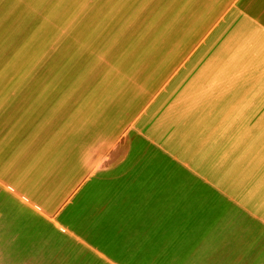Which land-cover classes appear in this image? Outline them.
<instances>
[{"label":"crops","instance_id":"crops-1","mask_svg":"<svg viewBox=\"0 0 264 264\" xmlns=\"http://www.w3.org/2000/svg\"><path fill=\"white\" fill-rule=\"evenodd\" d=\"M222 11L210 27H227L217 40L227 37L226 48L179 66L110 163L94 157L75 179L64 151L46 161L17 147L7 161L18 172L0 162V227L25 217L2 239L0 264H28L29 253L44 264H259L264 0ZM19 232L27 238L17 247Z\"/></svg>","mask_w":264,"mask_h":264},{"label":"rangeland","instance_id":"rangeland-1","mask_svg":"<svg viewBox=\"0 0 264 264\" xmlns=\"http://www.w3.org/2000/svg\"><path fill=\"white\" fill-rule=\"evenodd\" d=\"M47 1L14 0L0 17V60H3L0 67V162L6 164L10 163L7 160L14 161L13 155L18 147L33 150L44 156L46 161L52 159L51 155L57 156L64 151L63 156L75 179L84 174L91 163L93 165L94 157L103 156L97 167L107 165L117 155L116 148L127 143L128 131L136 128L149 105L161 95L164 97V86L172 80L179 66L186 64L197 50L227 46V37L224 41H217L219 37L227 35V27L210 25L231 0H85L72 18L58 28L54 41L34 59L32 66L25 67L20 80L10 83L12 75L7 76L6 69L11 61L10 55L16 51H7L9 43L19 36L28 20L35 18ZM61 1L64 0H57L51 9L57 10ZM20 3L24 5L20 8L19 16L34 15L27 20L21 17L20 23L14 22L13 17L11 21L16 28L10 32L8 29L6 33L9 36H6L5 23ZM86 4L89 5L87 13L96 7L99 12L93 16L98 21L87 18L88 44L83 42L78 46V51L69 57L60 70L44 69L47 63L51 65L49 61L55 56H51V52L58 45V38L67 33L68 27ZM140 25L149 29L139 39L142 41L150 31L151 41H147L146 47L139 52L137 49L142 43H137L132 50L119 54L115 64L112 63L110 55L115 56L119 49V29L123 27L126 38L133 28L138 30ZM113 26L118 29L113 35H108V42L111 40V43L107 44L105 36L102 37L103 41L101 39L102 31L104 27ZM99 28L98 41L101 44H96L95 52L89 51L87 47L91 45V40H96ZM90 54H93V65L88 63ZM62 58L57 55L53 63ZM191 59L187 65H196L194 58ZM84 61L85 66L80 69V63ZM102 68L104 72L91 91L77 100L80 95H85L90 87L89 80L97 77ZM74 71H79L75 77L79 81L71 84ZM49 77L46 85L36 84L39 78L44 81ZM179 77L174 82H179ZM61 87L65 91L58 93ZM10 167L11 170H19L17 163ZM16 215V226L2 219L8 226L0 227V243L10 244L2 239H10L11 233L20 228L25 218L24 212H17ZM22 232L16 237L14 244L17 247L23 245L27 238V233ZM48 241L50 239L46 237L43 243L46 245ZM27 256L28 264H44L46 260L41 253L38 256L29 253Z\"/></svg>","mask_w":264,"mask_h":264},{"label":"trees","instance_id":"trees-1","mask_svg":"<svg viewBox=\"0 0 264 264\" xmlns=\"http://www.w3.org/2000/svg\"><path fill=\"white\" fill-rule=\"evenodd\" d=\"M14 0H3L1 2L2 7L0 8V17L2 16V13L6 12L9 8L11 3ZM24 2H31L34 0H23ZM57 0H48L40 9V12L36 14V17L31 19V17L34 15H31L30 17L27 16H23L19 14L21 13L20 8L23 7L24 3H20L15 10L12 12V14L9 16L7 22L5 23V33L7 32V30L9 29V32L13 29L16 28L15 23H12V19L14 17V22H21V17L27 19H31L28 20L27 25L25 26V28L21 31V33L19 34L18 37L14 38L10 43H9V47L7 49L8 52H10L11 49H13V52L10 55V64L8 63V69L7 70V76H11L12 75V79L10 81V83H13L17 80H20V76L21 74L24 72L25 67H31L33 64L34 59H37L44 50H46L48 48V46L54 41L56 34H57V30L60 27H63L72 17L73 14H75V12L80 9V7L84 4L83 2L85 0H64L63 2L61 1L60 6L57 10H52V6ZM99 2H101L100 0H98ZM16 2V0H15ZM51 6V7H50ZM88 4L84 5L81 8V11L79 13V15L77 16V18L75 19V21H73L71 23V25L68 27L67 29V33L64 35H62L61 37H59L57 43L58 45L55 46V49L51 52L55 55L53 58H51V65H49L48 63L46 65L43 66L44 69L46 68H53L54 72L60 70L61 68H63V66L67 63V60L69 59V57H71L73 54H75L81 44H83V42L87 43L89 42L90 38L86 37L88 35V22H87V18L92 19L94 21H98V18L93 17L94 15L98 14L99 12L96 10V8H93L91 11H89L88 13L87 8H88ZM30 13V12H29ZM26 15V14H25ZM41 16V17H40ZM92 16V17H90ZM43 18H45V20H43ZM41 23V24H40ZM74 24V25H73ZM123 28V27H122ZM119 29V34H121V39L119 38L117 40V45L119 47L117 53L115 56L111 57L110 55V60L113 63L116 59L117 56L119 54H124L130 50H132V48H135V45L137 43H142L139 48L137 49V52H139L140 50L144 49L146 47V42L147 41H151V36H150V31L149 34H147L145 36V38L141 41L142 35L149 29L148 26H146L145 28H143V25H140L138 30H136L135 28H133L130 31V34L126 36V38L123 36V29ZM161 28V25H160ZM117 27L113 26V27H104V30L102 31V35H101V39L102 41L104 40V38H102L103 36H105L107 39V44L111 43V40L108 42V35L109 34H114L115 32H117ZM97 29H95L93 32L94 34L96 33ZM101 32V28L98 29L97 34H96V40H91V45H89L87 48L88 50L93 51V49L95 48L96 44H101V42H99V35ZM6 36H9L6 33ZM88 44V43H87ZM102 50V49H101ZM81 52V50L79 51ZM91 52V53H92ZM49 53V52H48ZM29 55H31L30 59L27 58ZM59 57H63L61 60H57L54 62V58L56 56ZM93 54L89 55V59H88V63L93 65V60H91V56ZM83 58L85 59V57L83 56ZM60 61V62H59ZM116 62V61H115ZM114 62V64H115ZM3 63V60H0V67ZM86 61L80 63V69L83 68L85 66ZM111 63V64H112ZM120 67V65H119ZM122 68V67H121ZM29 69V68H28ZM123 71V70H122ZM104 72V68L100 69V71H98V75L97 77H95L94 79L89 80L88 85H90L89 89L86 91L85 95H80L78 97L77 100H81V98H84L88 92L91 91V89L94 87V85L97 83V81L99 80L98 78L101 77L102 73ZM45 73H48V71H46ZM77 73H79V71H74L73 72V76H71V80H73V82L71 84H76L79 79H76L75 77L77 76ZM53 74V73H52ZM50 77L47 78L46 80L42 81L41 78H39L38 80H36V84H41V85H46L49 81ZM43 82V83H40ZM7 83V82H6ZM24 83V82H23ZM64 88L61 87L60 89H58V93H62L64 92ZM55 99V98H54Z\"/></svg>","mask_w":264,"mask_h":264},{"label":"snow or ice","instance_id":"snow-or-ice-1","mask_svg":"<svg viewBox=\"0 0 264 264\" xmlns=\"http://www.w3.org/2000/svg\"><path fill=\"white\" fill-rule=\"evenodd\" d=\"M259 264H264V258L260 260Z\"/></svg>","mask_w":264,"mask_h":264}]
</instances>
